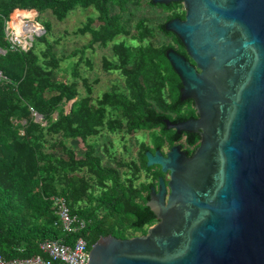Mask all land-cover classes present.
I'll use <instances>...</instances> for the list:
<instances>
[{
	"label": "trees",
	"instance_id": "obj_1",
	"mask_svg": "<svg viewBox=\"0 0 264 264\" xmlns=\"http://www.w3.org/2000/svg\"><path fill=\"white\" fill-rule=\"evenodd\" d=\"M142 1L0 0V50L6 52H0V253L5 257H31L40 253V243L62 240L72 244L76 237H83L91 250L102 237L145 235L157 222L147 206L155 183L142 181V176L158 181L165 174L147 166L150 147L141 144L138 158L126 161L112 151V143L105 146L104 155L90 143L105 131L123 139L156 131L154 137L161 135L158 148L166 142L173 145L177 132L167 130L164 120L177 123L197 116L193 100L181 101L182 82L166 56L174 47L156 45L150 19L130 11L132 5L141 7ZM78 7L93 8L97 15L75 32L89 34L90 39L68 56H79L71 74L62 68L67 56L56 52L61 40L49 38L53 31L49 21H42L46 33L35 36L27 51L14 46L8 36V22H33L44 13L63 22ZM158 7L169 13L167 20L185 17L181 3ZM131 26L137 31L131 37L136 44L126 41ZM15 28L26 34L36 25L20 21ZM157 31L182 46L164 23L158 24ZM110 45L113 58L104 57L103 68L119 74L125 85L122 89L114 85L95 99L94 86L81 65L91 70L88 51ZM36 114L43 116L42 122ZM78 139L87 147L84 158L70 146ZM199 143V135L188 134L184 148L189 156ZM54 196L65 197L73 215L88 222L77 236L63 231L53 209Z\"/></svg>",
	"mask_w": 264,
	"mask_h": 264
},
{
	"label": "water",
	"instance_id": "obj_2",
	"mask_svg": "<svg viewBox=\"0 0 264 264\" xmlns=\"http://www.w3.org/2000/svg\"><path fill=\"white\" fill-rule=\"evenodd\" d=\"M152 3L184 5L185 20L165 27L196 66L174 49L166 56L198 118L164 124L200 143L191 157L178 145L166 157L146 152L148 167L170 175L147 202L157 222L145 235L102 237L88 264H264V0Z\"/></svg>",
	"mask_w": 264,
	"mask_h": 264
},
{
	"label": "rangeland",
	"instance_id": "obj_3",
	"mask_svg": "<svg viewBox=\"0 0 264 264\" xmlns=\"http://www.w3.org/2000/svg\"><path fill=\"white\" fill-rule=\"evenodd\" d=\"M147 10H148L147 5H143L141 7H135L134 5H132L130 7L131 12L139 11L140 15H142L141 12H145ZM96 15H97L96 11L93 8L83 9L81 7H78L63 22L57 21L56 18L51 13H44L42 15L37 14L33 18V20L36 23H39L42 27H43L42 21H49L52 24V28H53L52 36H50L49 38L51 42H55L58 39L61 40V42L56 46V52L59 56H62V55L67 56V58L64 59L62 62V68L65 71L67 70L66 72H68L69 74H71V71H72V68H71L72 64L78 61L79 56H76V57H68V56H70L74 50L81 49L85 44L88 43L90 39L89 34L82 35V34H75V32L78 30V28L85 25L88 18L96 17ZM154 19L160 22H165L167 17L165 15L159 14V16ZM20 21H23V20H17L16 22H14V24H17ZM150 24L152 27H155L153 21H150ZM10 29L12 30L13 28L10 27ZM14 32L16 31L14 30ZM24 38L28 39L24 35L23 42L26 41ZM122 39H123L122 37L119 38V40H122ZM126 41L129 44L131 43L136 44L135 40L131 37H127ZM164 41H165V38L161 34L157 35V37L154 39V43L156 45H160ZM29 43H31L30 40H29ZM87 55L92 58L93 67L91 70H88V67L85 66V64H82L81 69H82L83 75L86 78H89L90 82L94 86L93 96L95 99H98L105 92L111 90L114 85L120 86V89L124 87L125 85L124 78H122L117 73H114V74L108 73L103 68L104 57L113 58L112 45H110L108 48H105V49H101L97 47L93 51L89 50ZM81 93L83 94V96H86V92L84 91V89H81ZM69 108H70V105L67 106L68 110ZM156 133H157L156 131L139 132L135 135H130V136L127 135L125 136V139H123L122 135L112 134V133L105 131L101 134V136L98 139L90 140V143H95L97 145V148L99 149V154L101 155L105 154L104 148L106 145L111 147V145L113 144L114 150L112 151L116 154L117 157H119L120 159H124L126 161H131L133 159L138 158L141 144L143 143L149 144L150 142H153V138ZM70 146L75 150V152L77 153L79 157L84 158L86 156L87 147L81 140L78 139V140L71 141ZM144 175L145 174H143V176ZM142 179L144 180V178Z\"/></svg>",
	"mask_w": 264,
	"mask_h": 264
},
{
	"label": "built area",
	"instance_id": "obj_4",
	"mask_svg": "<svg viewBox=\"0 0 264 264\" xmlns=\"http://www.w3.org/2000/svg\"><path fill=\"white\" fill-rule=\"evenodd\" d=\"M28 21L26 20V22ZM33 22L35 21L33 20ZM36 24L38 25L36 30L25 34V37L29 40L31 36L43 33L44 27L39 23ZM8 26L7 23L8 36L13 45L27 51L32 46L31 40V43L28 39L23 42V36L18 35ZM1 79L2 74L0 75V81ZM52 205L62 229L67 235L77 236L87 228L88 222L78 215H73L65 197L54 196ZM39 251V254L25 258H7L0 253V264H88L91 250L83 237H76L72 244L65 243L62 240L40 243Z\"/></svg>",
	"mask_w": 264,
	"mask_h": 264
},
{
	"label": "flooded vegetation",
	"instance_id": "obj_5",
	"mask_svg": "<svg viewBox=\"0 0 264 264\" xmlns=\"http://www.w3.org/2000/svg\"><path fill=\"white\" fill-rule=\"evenodd\" d=\"M150 2H152V0H143V1H142V6H143V5H147L148 10L145 11V12H141L142 15H140V16H141V17H148V18L150 19V21H153V23H154V25H155L154 28L156 29V37H157V35L161 34V35H163L164 38H165V41H164L163 43H161V44L172 45L174 48H171V49H174L177 53H179L180 55L186 57L187 60H188L191 64L195 65L193 59H192V58L189 56V54L187 53L186 48L184 47L183 43H182V46H181L178 42H176V40H175L173 37H168V36H166L163 32H158V31H157V30H158V24H160V23H164V24L166 25L167 22H169V21H171V20H173V19L185 20V17H184V18L176 17V18H172V19H170V20H167V19H166L165 22L157 21V20L154 19V18H157V17L159 16V14H160V15H165V16L167 17L169 13H168L167 11H164L162 8H159V7H158L159 4H158V5H155V4H154V5H151ZM181 4L183 5V3H181ZM135 7H136V6H135ZM152 10H153V11H152ZM182 10L185 11L184 5H183V7H182ZM137 13L140 14L139 11H138ZM185 16H186V14H185ZM133 28H134V27L131 26L132 31H131L130 37H132L133 35H135V34L137 33V31H135ZM174 35H175V34H174ZM175 36H176V35H175ZM156 37H155V38H156ZM155 38H154V39H155ZM177 38H178V37H177ZM169 50H170V49H169ZM195 66H196V65H195ZM95 81H96V80H95ZM194 108H195V104H194ZM197 118H198V116H196L195 118H189L188 120H190V119H197ZM184 121H187V120H184ZM173 131H176V130H173ZM188 134H197V133H181V134H178V133H177V138H178V139L174 142L173 145H170L169 142H166L165 145H163V146H161V147L158 148V143H157V142H158V139L161 137V135H159V137L156 138V136H155V137L153 138V142H150L149 144L147 143L146 145H148V146L150 147V149H151L150 152H152L153 154H155L156 151L159 150V151H161V153H162V155H163L164 157L167 156V153L169 152V150H170L173 146H175V145L180 146L181 149L187 154V152H186L184 146H185L186 141H187V139H188ZM197 135H198V134H197ZM192 155H193V153H192ZM192 155H191V156H192ZM187 156H189V155L187 154ZM191 156H189V157H191ZM156 167L160 168L159 166H156ZM160 169H161V168H160ZM169 176H170L169 173H166V174H165V177H164V178L166 179V183H167V184H168V182H169ZM142 178H144V180L142 179V181H146V182H148V184L155 183V185L152 186V187H155L157 191L159 190V179L161 178V176H159L158 181L154 180V177H153V176H151L150 178H148L146 174H145ZM147 178H148V179H147ZM152 187H151V191H152ZM151 191L149 192V200H150ZM169 192H170V191H169V188H168V194H169ZM145 196H147V194H145Z\"/></svg>",
	"mask_w": 264,
	"mask_h": 264
},
{
	"label": "bare ground",
	"instance_id": "obj_6",
	"mask_svg": "<svg viewBox=\"0 0 264 264\" xmlns=\"http://www.w3.org/2000/svg\"><path fill=\"white\" fill-rule=\"evenodd\" d=\"M22 22H25V23H32V24H35L34 22H32V21H28V22H26V21H22ZM9 24V26L11 27V28H13L15 31H16V33L18 34V35H20V36H24L25 35V33L22 31V30H19V29H16L15 28V26H16V24H14V23H8ZM18 24V23H17ZM36 25V24H35ZM38 28V25H36V28L35 29H33V30H36ZM32 30V31H33ZM25 39V38H24Z\"/></svg>",
	"mask_w": 264,
	"mask_h": 264
},
{
	"label": "crops",
	"instance_id": "obj_7",
	"mask_svg": "<svg viewBox=\"0 0 264 264\" xmlns=\"http://www.w3.org/2000/svg\"><path fill=\"white\" fill-rule=\"evenodd\" d=\"M9 23V22H8Z\"/></svg>",
	"mask_w": 264,
	"mask_h": 264
}]
</instances>
